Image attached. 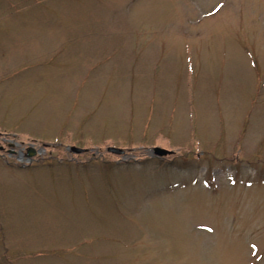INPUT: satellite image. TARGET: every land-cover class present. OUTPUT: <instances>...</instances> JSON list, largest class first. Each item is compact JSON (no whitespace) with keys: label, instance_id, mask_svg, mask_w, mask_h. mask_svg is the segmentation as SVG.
Here are the masks:
<instances>
[{"label":"rangeland","instance_id":"obj_1","mask_svg":"<svg viewBox=\"0 0 264 264\" xmlns=\"http://www.w3.org/2000/svg\"><path fill=\"white\" fill-rule=\"evenodd\" d=\"M0 264H264V0H0Z\"/></svg>","mask_w":264,"mask_h":264},{"label":"water","instance_id":"obj_2","mask_svg":"<svg viewBox=\"0 0 264 264\" xmlns=\"http://www.w3.org/2000/svg\"><path fill=\"white\" fill-rule=\"evenodd\" d=\"M67 150L74 155H82L88 152V150L77 148V147H68ZM107 153L113 154L115 156H125V151L115 147H108L106 149ZM37 152L31 149L30 153L27 155L28 160L27 164H31L33 162L34 157L36 156ZM173 152L156 147L151 150V155L154 158H165L171 156Z\"/></svg>","mask_w":264,"mask_h":264},{"label":"flooded vegetation","instance_id":"obj_3","mask_svg":"<svg viewBox=\"0 0 264 264\" xmlns=\"http://www.w3.org/2000/svg\"><path fill=\"white\" fill-rule=\"evenodd\" d=\"M11 146L14 148L17 145H16V143H14ZM30 151L31 150H28L27 153H25L24 150L16 151V150L13 149V150L8 151V157H15L16 160L20 163V162H22L24 160V157H27V155L30 153ZM2 157H5V156H2Z\"/></svg>","mask_w":264,"mask_h":264}]
</instances>
